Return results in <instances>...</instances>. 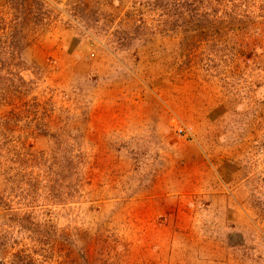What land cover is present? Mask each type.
I'll return each mask as SVG.
<instances>
[{"label": "rangeland", "instance_id": "1", "mask_svg": "<svg viewBox=\"0 0 264 264\" xmlns=\"http://www.w3.org/2000/svg\"><path fill=\"white\" fill-rule=\"evenodd\" d=\"M0 264H264V0H0Z\"/></svg>", "mask_w": 264, "mask_h": 264}, {"label": "crops", "instance_id": "2", "mask_svg": "<svg viewBox=\"0 0 264 264\" xmlns=\"http://www.w3.org/2000/svg\"><path fill=\"white\" fill-rule=\"evenodd\" d=\"M230 186L229 185H227V189L229 188ZM226 188V187H225Z\"/></svg>", "mask_w": 264, "mask_h": 264}]
</instances>
